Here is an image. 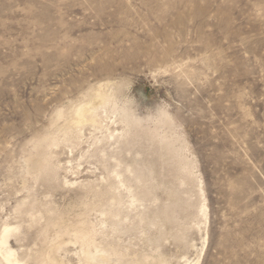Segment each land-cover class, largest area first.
Wrapping results in <instances>:
<instances>
[{
  "label": "rangeland",
  "instance_id": "1",
  "mask_svg": "<svg viewBox=\"0 0 264 264\" xmlns=\"http://www.w3.org/2000/svg\"><path fill=\"white\" fill-rule=\"evenodd\" d=\"M105 81L151 128L169 117L157 125L174 157L139 148L156 159L161 186L178 185L174 159L193 174L178 196L156 189L159 209L170 202L176 216L164 220L160 262L264 264V0H0L1 220L16 222L26 186L39 194L34 142L61 123L56 111ZM93 131L51 146L59 182L105 175L87 153ZM121 238L143 245L138 233ZM78 248L68 242L61 256L78 264Z\"/></svg>",
  "mask_w": 264,
  "mask_h": 264
},
{
  "label": "bare ground",
  "instance_id": "2",
  "mask_svg": "<svg viewBox=\"0 0 264 264\" xmlns=\"http://www.w3.org/2000/svg\"><path fill=\"white\" fill-rule=\"evenodd\" d=\"M117 88L110 82L90 86L81 101L56 111L54 117L61 123L56 122L55 131L34 142L37 153L34 162L38 166L35 181L41 186L39 194L42 197L34 187L26 186L27 193L16 201L9 214L16 222L0 219V261L4 264H71L61 256L68 242L79 247L75 252L78 264L161 263L158 248L165 238L163 223L175 220L176 216L175 205L170 202L165 203L163 210L159 209L156 189L163 187L171 196L177 195V186L190 182L193 174L188 162L174 159V167L183 172L176 176L178 185L161 186L159 176L162 172L155 168L156 159L146 158L145 149L139 148L147 141L149 147H159L158 158L174 157L179 150L173 153V142L158 133L157 124H166L169 117L161 114L151 128L136 115L130 102L118 99L123 88L121 86L119 94ZM85 127L100 133L96 139L93 136L92 148L87 153L100 163L105 175L99 181L69 182L64 178L61 183L57 169L50 163L49 150L59 144L74 145ZM108 147L112 149L107 151ZM154 149L148 154H155L157 150ZM59 191L63 195H60L64 200L62 204L55 198ZM205 205L199 209L202 216L207 212ZM138 207L141 209L136 214L132 212L134 219L130 220V210ZM136 233L142 246L136 242L122 243V236ZM10 239L18 248L10 244ZM144 245L150 252H145ZM185 264H189L188 261Z\"/></svg>",
  "mask_w": 264,
  "mask_h": 264
}]
</instances>
